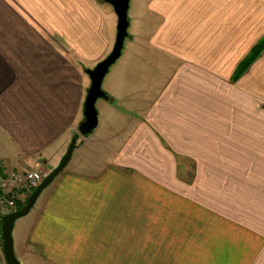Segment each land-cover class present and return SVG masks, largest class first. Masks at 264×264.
<instances>
[{
	"label": "crops",
	"instance_id": "0c3cea01",
	"mask_svg": "<svg viewBox=\"0 0 264 264\" xmlns=\"http://www.w3.org/2000/svg\"><path fill=\"white\" fill-rule=\"evenodd\" d=\"M85 1L0 0L7 173L57 166L84 119L86 64L117 34ZM129 17L111 125L38 197L20 264H264V51L236 77L264 0H141Z\"/></svg>",
	"mask_w": 264,
	"mask_h": 264
},
{
	"label": "water",
	"instance_id": "95a60500",
	"mask_svg": "<svg viewBox=\"0 0 264 264\" xmlns=\"http://www.w3.org/2000/svg\"><path fill=\"white\" fill-rule=\"evenodd\" d=\"M111 4L117 15V34L114 46L111 52L95 67L86 68L85 71L90 76L91 84L87 89L84 102V119L79 125V133L75 134L67 148L66 153L62 156L58 165L47 173L44 179L36 186L29 195L23 207L15 209L2 217L1 235L3 240V255L7 264H20L15 246L13 231L16 220L27 215L34 207L42 191L58 176V174L68 165L72 158L75 148L78 146L79 137L88 136L94 131L99 124V111L96 106L99 98L110 99V94L102 87L103 81L111 66L122 55L125 40L129 36L130 17L129 8L131 0H105Z\"/></svg>",
	"mask_w": 264,
	"mask_h": 264
},
{
	"label": "rangeland",
	"instance_id": "374dc122",
	"mask_svg": "<svg viewBox=\"0 0 264 264\" xmlns=\"http://www.w3.org/2000/svg\"><path fill=\"white\" fill-rule=\"evenodd\" d=\"M86 2V4H87V2H89L90 4H92V5H96L98 8H100V10H101V12H102V18H103V21H102V31H104V29H105V31H107V32H109L110 34H111V36H113V38H114V33H116V31H117V15H116V13H115V11H114V8H113V6L111 5V4H109L108 2H106L105 0H86L85 1ZM141 3V0H131V2H130V6H131V8H129V16L131 15L132 17L134 16V14H135V8L139 5ZM134 24H135V21H134V23L132 24V26H130L129 27V33H130V35H131V33L134 31ZM106 28H108V29H106ZM75 37V36H74ZM112 41V40H111ZM129 41H130V36H128L127 38H126V40H125V46H126V44H128L129 43ZM112 48H113V46H111V47H109V50H107V53H105V55L104 56H102L101 57V59L100 60H102V59H104L109 53H110V51L112 50ZM99 60V61H100ZM96 63L97 62H88L87 64H86V66H88V67H95V65H96ZM112 67V66H111ZM113 68V67H112ZM112 68H110V70H113ZM109 70V72L107 73V75L105 76V78H104V81H103V85H102V87H103V89L105 90V91H107L108 89H109V78H110V72H112V71H110ZM111 102L109 101V100H107V99H105V98H99L98 100H97V103H96V106H97V108H98V111H99V124H98V126H99V128H101L100 130V133L101 132H103V130H105L106 128H107V126L109 125H111V124H109V120L110 119H112V118H114V116L112 115V109H111V104H110ZM124 104L122 103V106H123ZM120 109H122V110H125V108L123 107V108H120ZM123 117V116H122ZM97 126V127H98ZM96 129V128H95ZM77 133H79V127L77 128V131H76V133L75 134H77ZM91 134V135H90ZM89 135H88V137H90L89 139H94L95 137H96V135L95 136H93V132L92 133H90ZM84 138H86V136H80L79 137V140H78V143H81L83 140H84ZM96 139H98V137L96 138ZM81 151H82V146L81 147H78L77 149L75 148V150H74V152H73V157H72V159L74 158V159H76L77 157H79L80 156V153H81ZM58 165V164H57ZM41 166L42 167H39V168H33V169H40L41 168V170L44 172V173H49L54 167H47L46 165H44L43 163H41ZM44 166V167H43ZM56 167V166H55ZM20 169H14V171H27V170H31V167H28V168H21V167H19ZM32 169V170H33ZM13 170H12V172H14ZM11 173V171L9 172V174ZM21 199H25V197H24V194H23V196L21 197ZM30 218H31V213H29V214H27V215H25V216H23V217H21V218H19V219H17L16 220V223H15V227H14V231H13V236H14V234H16L17 235V232L19 231V229H20V227L22 226V225H25V224H27V220H30ZM15 246V245H14ZM1 264V263H0Z\"/></svg>",
	"mask_w": 264,
	"mask_h": 264
},
{
	"label": "built area",
	"instance_id": "2783aa9c",
	"mask_svg": "<svg viewBox=\"0 0 264 264\" xmlns=\"http://www.w3.org/2000/svg\"><path fill=\"white\" fill-rule=\"evenodd\" d=\"M41 169L27 171H14L0 174V257L3 255V240L1 235L2 217L15 210L17 200L21 199L23 193L37 186L45 177Z\"/></svg>",
	"mask_w": 264,
	"mask_h": 264
},
{
	"label": "trees",
	"instance_id": "16d2710c",
	"mask_svg": "<svg viewBox=\"0 0 264 264\" xmlns=\"http://www.w3.org/2000/svg\"><path fill=\"white\" fill-rule=\"evenodd\" d=\"M264 51V38H262L250 51V53L246 56V58L240 63V65L237 68V75L236 77L240 76L242 73H244L248 67L262 54ZM5 168L0 162V174H6ZM36 188V186L31 188V191L29 194L25 197V199H18L16 204V209H19L24 206L26 203L27 198L29 195L33 192V190Z\"/></svg>",
	"mask_w": 264,
	"mask_h": 264
}]
</instances>
